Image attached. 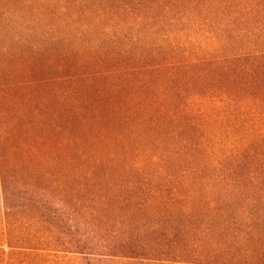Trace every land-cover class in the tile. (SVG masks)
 <instances>
[{
	"label": "trees",
	"instance_id": "obj_1",
	"mask_svg": "<svg viewBox=\"0 0 264 264\" xmlns=\"http://www.w3.org/2000/svg\"><path fill=\"white\" fill-rule=\"evenodd\" d=\"M187 16L219 47L156 86L149 69L96 148L0 134V264H264V0H187L171 20Z\"/></svg>",
	"mask_w": 264,
	"mask_h": 264
},
{
	"label": "rangeland",
	"instance_id": "obj_2",
	"mask_svg": "<svg viewBox=\"0 0 264 264\" xmlns=\"http://www.w3.org/2000/svg\"><path fill=\"white\" fill-rule=\"evenodd\" d=\"M181 1L0 0V134L55 136L44 146L64 152L99 146L101 118L109 129L133 110L149 69L156 86L167 62L219 47L201 32L190 39V16L171 20Z\"/></svg>",
	"mask_w": 264,
	"mask_h": 264
}]
</instances>
